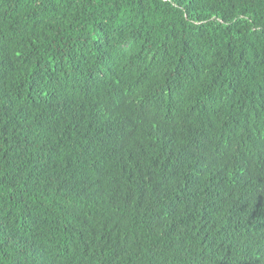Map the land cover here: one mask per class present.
<instances>
[{
  "label": "trees",
  "instance_id": "obj_1",
  "mask_svg": "<svg viewBox=\"0 0 264 264\" xmlns=\"http://www.w3.org/2000/svg\"><path fill=\"white\" fill-rule=\"evenodd\" d=\"M0 264H264V0H0Z\"/></svg>",
  "mask_w": 264,
  "mask_h": 264
}]
</instances>
